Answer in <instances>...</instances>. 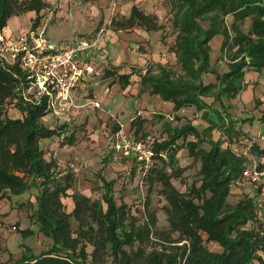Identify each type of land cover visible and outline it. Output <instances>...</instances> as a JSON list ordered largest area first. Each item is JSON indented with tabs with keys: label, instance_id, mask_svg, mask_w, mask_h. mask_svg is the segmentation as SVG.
<instances>
[{
	"label": "trees",
	"instance_id": "trees-1",
	"mask_svg": "<svg viewBox=\"0 0 264 264\" xmlns=\"http://www.w3.org/2000/svg\"><path fill=\"white\" fill-rule=\"evenodd\" d=\"M171 2L178 30L174 51L184 75L174 79L170 70L158 63L161 72L148 70L142 75L141 92L173 102L175 112L188 106L203 110L211 107L203 98L211 90L218 91L215 99L224 95L232 99L243 90L249 71L263 73L264 0ZM48 7L50 4L44 0H0V34L12 16L31 10L38 14L33 21L36 28L43 17L42 10ZM229 15L234 18L230 26L226 21ZM247 19L251 24L245 31L242 26ZM200 20H207L209 26L203 27ZM111 26L117 30L138 26L163 29L157 14L137 5L129 16L113 17ZM217 35L222 36L221 50L229 58L230 68L223 74L211 62V41ZM204 73L215 74L217 81L205 84ZM112 74L110 69L105 70V76ZM133 74H119L123 88L131 84ZM24 78L21 69L9 67L0 59V202L38 186L30 219L52 243L39 253L24 246L20 260L0 264H264V222L256 217L254 188L251 195L235 205L228 201L232 186L245 179L243 171L251 159L213 139L212 131L224 123L222 114L203 130L189 122L174 126L168 138L154 141V162L143 169L142 181L148 194L159 187L166 201L163 210L167 227L160 228L157 212L150 210L148 203L141 220L124 199L117 201L115 180L104 178L105 193L96 199L81 191H71L75 174L57 170V162L45 157L41 141L65 133L67 141L61 143L74 145L78 142L76 131L68 133L64 122L60 127L43 123L51 113L45 102L35 104L24 98ZM10 102L14 103L15 113L8 110ZM158 117L164 118V114L158 113ZM149 122L148 117L140 114L132 120L130 131L137 142L149 135ZM119 129L118 126L115 131ZM191 135L195 140L188 141L186 146L201 167L199 180L186 191L173 180H181L183 171L175 164L178 152L184 148L178 141ZM205 142L209 148L204 147ZM250 153L264 158V148L258 144L252 145ZM67 196L74 199L71 212L64 203ZM250 222L252 225L247 228ZM35 232V228L28 227L22 234L27 237ZM209 242L216 243L219 250H211L206 245ZM89 245L93 246L91 253Z\"/></svg>",
	"mask_w": 264,
	"mask_h": 264
},
{
	"label": "rangeland",
	"instance_id": "rangeland-1",
	"mask_svg": "<svg viewBox=\"0 0 264 264\" xmlns=\"http://www.w3.org/2000/svg\"><path fill=\"white\" fill-rule=\"evenodd\" d=\"M159 11L163 29L146 41L151 42H149L152 48L151 54L162 56L164 58L163 65L170 70L174 79H178L184 75V71L179 57L174 51L177 46L178 30L174 25L176 12L173 11L171 0H164ZM233 20L232 15L226 18L229 26ZM200 22L205 28L209 26L207 20H200ZM250 24L251 20L247 19L242 29L248 31ZM101 26L106 27L102 23ZM220 41L222 42L221 35L215 36L211 41V62L217 72L223 74L230 67L229 58L223 54ZM141 52H146L144 46L137 48L136 51L134 48H130L131 59L128 62L126 60L116 62V56L117 58L120 55L123 56L122 51L118 52L117 55L111 54L106 62H100L97 65V68L103 71L102 76L89 77L86 80L87 85L83 89L72 91L73 97L79 103H88L93 100L101 103L100 108L90 106L82 110L84 113L81 114L78 121H73L68 133L76 131L78 140L76 144H62L61 141H67L65 137L68 136L64 133L56 138V143V140L51 142L50 138H44L41 146L45 152V157L57 162V170L75 174V186L71 191H80L81 188L91 193L92 197L96 199L105 193L103 179L115 180V196L119 203L124 199L130 205L132 212L141 220L145 217V206L148 203V208L157 212L159 227L165 228L167 227V218L163 207L166 201L159 193V187H155L148 194V187L142 181L143 169H148L154 162L152 158L154 141H162L168 138V133L174 126H182L191 122L193 118L190 117H195L201 110L196 106H188L181 109L178 112L179 115L167 113L168 107L165 106L164 101H156V96L148 95L147 91L141 92L142 86L139 77H132L131 84L123 88L119 79L120 73L133 71L137 76L142 77L148 70H152L154 73L161 72L158 66L160 62L153 60V58L152 60L148 58L147 62L142 65V62H139L142 59V55L139 54ZM106 69H110L113 74L109 77L105 76ZM252 73L250 71L246 74L244 88L237 97L229 99L224 95L218 100L215 99L218 91L213 89L203 98L211 105L209 107L211 109L207 106L209 113H206L205 117L211 115V117L219 120V116L222 114L224 118V123L212 131L213 139L220 140L223 147L230 146L237 153L246 154L249 159L255 158L259 161L262 157L250 153V148L253 144H258L261 148L264 146V75L258 79L257 74ZM203 80L205 84L217 81L216 75L213 73H204ZM144 93L146 94L144 95ZM13 104L9 103L8 110L14 112ZM160 110L164 113V118L158 117ZM139 114L150 119L147 124L149 135L141 142H137L132 131H130L132 120ZM176 116L179 118H175ZM47 118L48 121L43 120V123L50 127H60L63 123L62 120L51 114ZM118 126L120 127L118 133L134 143H141V148H127L121 139L123 137L117 138L116 136L115 129ZM190 140H195V137L191 135L178 141L179 144L184 145V148L178 152L175 164L176 168L183 171L181 180H173L177 187L186 191L191 188L194 182L199 180L201 167V163L190 156L186 146ZM203 145L206 148L210 147L207 142ZM262 163L264 169V158L261 159ZM252 190L253 185L250 181L239 179L232 186L228 201L235 205L239 200L251 195ZM38 193V186H33L23 194L11 195L0 202V262L14 263L20 260L19 258L24 253V246L36 251L42 247L41 238L37 232L27 237L22 234V231L27 227L36 228L35 225H30L33 224L30 222V213L33 210L32 203L36 202ZM67 197L64 198V203L70 205ZM74 207L75 203L72 211ZM251 225L250 222L246 227L249 228ZM206 245L213 251L219 250L216 243L209 242Z\"/></svg>",
	"mask_w": 264,
	"mask_h": 264
},
{
	"label": "built area",
	"instance_id": "built-area-1",
	"mask_svg": "<svg viewBox=\"0 0 264 264\" xmlns=\"http://www.w3.org/2000/svg\"><path fill=\"white\" fill-rule=\"evenodd\" d=\"M95 45L78 39L53 43L44 31L37 30L11 36L0 34V59L9 67L21 69L25 77L24 98L35 104L45 102L47 111L67 124L68 132L82 110L101 107L97 100L79 103L72 95L74 89L87 85L89 77L103 75L95 66L90 51ZM116 136L123 137L129 149L141 148V143H134L121 133L117 132ZM259 161L252 158L243 177L253 185L256 217L264 222V169L259 168Z\"/></svg>",
	"mask_w": 264,
	"mask_h": 264
},
{
	"label": "crops",
	"instance_id": "crops-1",
	"mask_svg": "<svg viewBox=\"0 0 264 264\" xmlns=\"http://www.w3.org/2000/svg\"><path fill=\"white\" fill-rule=\"evenodd\" d=\"M50 4V7L42 10L41 15L43 16L40 24L36 28L33 27V21L37 17V12L31 10L24 12L9 19V23L3 30V35H20L21 33L28 32L30 30H37L39 32L44 31L46 37L53 43H59L62 41L78 39L85 43H95L96 45L91 48V53L93 57V62L95 66L99 65L100 62H106L111 54H118V52H123V56L120 55L119 58L116 56V62H121L126 60L127 62L131 59L130 48L136 49L144 46L146 52H141L142 59L139 62L146 63L148 58L156 60L164 64V58L151 54V45L146 40H149L154 34L159 33L162 30H146L143 27H135L133 29L117 30L111 26V21L116 15L129 16L135 5L139 6L141 9L148 13H155L160 18L159 7L162 5L164 0H44ZM106 25L103 28L101 23ZM146 41V42H145ZM159 43V42H157ZM161 43V42H160ZM221 43V41H220ZM140 46V47H139ZM161 47V45H160ZM150 51V52H148ZM113 58V57H112ZM116 64V63H113ZM119 71V70H118ZM250 72V71H249ZM252 74H257V78L264 75L251 70ZM120 73V72H119ZM131 73V72H130ZM132 77L140 78L136 73ZM262 80V78H261ZM140 84V83H139ZM148 93V92H146ZM144 93V95L146 94ZM148 95H150L148 93ZM156 96V101H163L160 95ZM165 102V101H164ZM168 107L167 113H177L174 112V103L165 102ZM163 110V109H162ZM80 113L77 115L76 122L81 117ZM158 113H163L161 110ZM206 113H209L208 109H203L198 112L195 117H190L192 123L196 125L200 130L208 127L209 122L214 123L217 119L211 117H205ZM164 114V113H163ZM169 115V114H167ZM172 118V117H171ZM210 118V119H209ZM213 118V119H211ZM59 136H53L50 138L51 142H54ZM43 140V139H42ZM42 142V141H41ZM57 140L55 141V143ZM59 148V146H58ZM264 148V146H263ZM57 149V148H56ZM56 152V151H55ZM49 159V158H48ZM82 193L90 195L92 194L83 189H79ZM73 192V191H72ZM71 193V192H70ZM99 198V197H98ZM70 205L66 208L68 212H71L74 205V201L71 197H67ZM32 223V221H30ZM77 224V223H76ZM35 225V224H30ZM37 234L41 238L42 247L35 252L39 253L42 250L48 248L51 245L52 240L45 237L41 232L38 231L35 225ZM28 228V227H27ZM34 228V227H31ZM88 250L91 253L93 251V246L89 245ZM22 257V255H21ZM20 259V258H19Z\"/></svg>",
	"mask_w": 264,
	"mask_h": 264
}]
</instances>
